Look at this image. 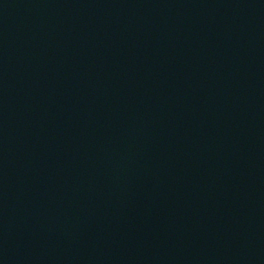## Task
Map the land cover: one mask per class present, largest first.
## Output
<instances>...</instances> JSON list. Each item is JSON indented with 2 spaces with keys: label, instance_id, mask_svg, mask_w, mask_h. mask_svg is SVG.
<instances>
[{
  "label": "water",
  "instance_id": "water-1",
  "mask_svg": "<svg viewBox=\"0 0 264 264\" xmlns=\"http://www.w3.org/2000/svg\"><path fill=\"white\" fill-rule=\"evenodd\" d=\"M0 264H264V0H0Z\"/></svg>",
  "mask_w": 264,
  "mask_h": 264
}]
</instances>
